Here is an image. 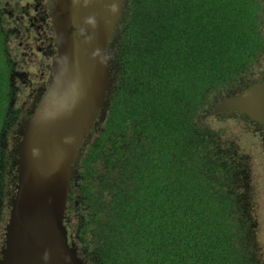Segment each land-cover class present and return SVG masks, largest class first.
<instances>
[{"label":"trees","instance_id":"16d2710c","mask_svg":"<svg viewBox=\"0 0 264 264\" xmlns=\"http://www.w3.org/2000/svg\"><path fill=\"white\" fill-rule=\"evenodd\" d=\"M262 10L264 0H123L115 79L64 220L85 264H262L258 151L235 154L249 122L227 119L232 134L201 117L213 96L261 79ZM3 37L0 28V201L12 160L3 130L17 128Z\"/></svg>","mask_w":264,"mask_h":264},{"label":"water","instance_id":"95a60500","mask_svg":"<svg viewBox=\"0 0 264 264\" xmlns=\"http://www.w3.org/2000/svg\"><path fill=\"white\" fill-rule=\"evenodd\" d=\"M122 3L47 0L56 53L45 92L16 143L17 181L3 225L0 264H83L63 218L84 139L105 115L114 78L108 47ZM214 110H236L264 126V72Z\"/></svg>","mask_w":264,"mask_h":264},{"label":"flooded vegetation","instance_id":"af4514ba","mask_svg":"<svg viewBox=\"0 0 264 264\" xmlns=\"http://www.w3.org/2000/svg\"><path fill=\"white\" fill-rule=\"evenodd\" d=\"M13 3L8 6L3 7V11L8 17V26L4 28L1 25L2 20L0 18V28L4 34V46L6 47V57L10 69V91L8 108L13 111L12 123L11 125L17 126V128H9L3 130V134L8 137L4 138L2 144L4 145L3 152H6L8 157H11V167L6 174L5 182L7 186V199L0 201V214H5L9 207V199L14 192V185L16 182V173L14 171L16 165H14V159L17 158L16 143L21 138L23 133V124L26 119L31 115V111L37 105L39 99L43 96L46 88V79L49 73V65L52 57L56 53V47L53 43V38L48 33L51 26L50 19L47 13V0H12ZM7 25V22H6ZM7 30V34L5 31ZM115 40L113 41V46L109 48L112 51L113 57V76L117 71L116 58L117 54L115 50L117 49L118 38L120 31L116 28L115 30ZM9 41H15L14 43L19 48L18 60H15L12 51H8L7 45ZM10 50V49H9ZM14 53V52H13ZM38 57V58H37ZM27 59L31 63V67H34V71H30L29 63L25 62V67L20 69V62L23 59ZM16 64H19L17 72L12 77V72L15 70ZM262 66V65H261ZM115 77L113 78L112 85ZM236 90L230 91L225 90L224 94H219L212 98V101L207 105V113L211 114L213 112V107L216 102L223 99V95L226 93H233ZM13 104V107L10 106ZM216 115L227 116V112H217ZM98 125V124H97ZM96 125V126H97ZM99 129V128H96ZM91 134H89L90 136ZM88 136V137H89ZM261 140H255L256 147L259 145V151L255 156H259L262 163H264V136L260 137ZM241 156L247 157L246 153H240ZM264 181V174L260 173ZM75 173L73 175V178ZM247 177L252 180L250 170L248 167ZM264 195V194H263ZM264 204V200H263ZM264 231V215L262 218ZM70 242H73L71 234L69 235ZM264 240V239H263ZM2 239H0V245ZM261 247L263 248L262 254L264 255V243ZM264 264V258L262 260Z\"/></svg>","mask_w":264,"mask_h":264},{"label":"clouds","instance_id":"9594fccd","mask_svg":"<svg viewBox=\"0 0 264 264\" xmlns=\"http://www.w3.org/2000/svg\"><path fill=\"white\" fill-rule=\"evenodd\" d=\"M121 12H122V9H121ZM120 18V17H119ZM119 20V19H118ZM118 23V22H117ZM117 26V25H116ZM116 26H115V29H114V33H115V30H116ZM115 40V39H114ZM113 40V41H114ZM108 49H109V47H108ZM18 67L19 66H17L16 65V68H15V70L12 72V77L15 75V72H17V70H18ZM9 69V68H8ZM263 74V73H262ZM10 77H11V74H10V69H9V83H10ZM113 86V85H112ZM9 90L7 89V92H8ZM233 94H235V92H233L232 94L231 93H226V95H223V99H226V98H228V97H230L231 95H233ZM110 97V95L108 96V98ZM213 97H216V96H213ZM8 98H9V92H8ZM223 99H221V100H223ZM221 100H219V101H217L216 102V104L218 103V102H220ZM212 101V99H209V102L206 104V107H204L202 110H203V113L201 114V117H203V118H205L207 115L206 114H208L209 115V117H211V116H213V118H215V119H218V120H220V122L221 123H223V122H225V121H228L227 119H229V120H231V119H233V118H236L237 120H241L242 122H244V121H248L249 122V129L247 130L248 132L247 133H244V134H242L243 136H244V142L246 143V144H249L250 146L254 143L255 144V140H257V141H260L261 140V138L260 137H262V136H264V130H263V128H264V126L261 124V123H259V122H257L256 120H250L249 118H247V117H245L242 113H240V112H238V111H236V110H234V111H231V110H225V111H221V113H225V112H227V116H224V115H216L215 113H217V111H215L214 110V108H215V106H216V104H215V106L213 107V112L211 113V114H209V113H207V105L210 103ZM104 119V118H103ZM244 121H243V120ZM102 121V120H101ZM100 122V121H99ZM99 122H97V124L99 123ZM209 122V121H208ZM96 124V125H97ZM211 124V123H210ZM203 126L204 127H206L208 130H210V131H212V129H214V128H210L209 127V125H206V123L205 122H203ZM93 127V126H92ZM227 131H229V130H227ZM230 132V131H229ZM247 134H250V138H247L246 137V135ZM89 135V133L87 134V136ZM86 136V137H87ZM86 137H85V139H86ZM84 139V144H85V142H86V140ZM81 153H82V150H81ZM240 153H243V152H241L240 151V149L238 148V147H236L235 148V154L236 155H238V154H240ZM81 155V154H80ZM79 158H80V156H79ZM79 161V160H78ZM15 165V164H14ZM78 163H77V166L75 167V171H74V173H75V178H72L71 179V191H72V187L73 186H75V190H77L78 191V183H80V179L79 178H77L78 177V175H79V172L77 171L78 170ZM80 177V176H79ZM16 181H17V174H16ZM16 183V182H15ZM74 190V191H75ZM70 191V192H71ZM70 194V193H69ZM76 194H74V196H75ZM69 198V197H68ZM68 198H67V201H66V205H67V207H68ZM77 201H76V199H74V203H76ZM67 207H66V209H67ZM8 209H9V207H8ZM7 209V210H8ZM66 209H65V212H64V218H63V222H64V220H66ZM7 216H8V212H7ZM7 216H6V220H7ZM6 220H5V222H6ZM4 222V223H5ZM64 225L66 226V224H65V222H64ZM66 229H67V227H66ZM3 232V231H2ZM67 235H68V241H69V243H71L73 246H74V248H75V250H76V253L78 254V256H80L79 255V253H78V251H77V247H76V244H75V242L73 241V242H70V239H69V235H70V232L68 231V229H67ZM2 236H3V234H2ZM81 258V257H80ZM81 260H82V262H83V264H85L84 263V261H83V259L81 258Z\"/></svg>","mask_w":264,"mask_h":264},{"label":"rangeland","instance_id":"374dc122","mask_svg":"<svg viewBox=\"0 0 264 264\" xmlns=\"http://www.w3.org/2000/svg\"><path fill=\"white\" fill-rule=\"evenodd\" d=\"M13 3V1L12 0H0V18H1V20H2V23H1V25L2 26H4V28L6 27V26H8L9 24H8V17L6 16V14L4 13V11H3V7L4 6H8V5H11ZM261 19H260V21L262 20V19H264V10H262V12L260 13V16H259ZM6 22H7V25H6ZM260 25H262L261 23H260ZM5 33L7 34V30L5 31ZM15 41H9V43H8V45H7V48H8V51H12L11 53L12 54H14V58H15V60H18V57H19V55H17V54H15V53H19V48H18V46L14 43ZM10 49V50H9ZM14 52V53H13ZM18 56V57H17ZM38 58V57H37ZM23 59V58H22ZM263 63L262 64H264V55H263V57L260 59ZM25 62H28L29 64L27 65V66H30L29 68H27V67H25ZM17 66H20V69L21 68H27V69H30V71H34V67H31V63L29 62V61H27V59H26V61H25V59H23L22 60V62H20V65L19 64H16ZM15 68H16V66H15ZM14 71V70H13ZM10 106H12L13 107V104L12 105H10ZM208 125H209V127L212 129V128H214V129H217V128H220V127H228L227 128V130H229L230 131V133H232V134H235V133H237L238 132V128L236 127V125H234V124H232L231 122H228V121H225V122H223V123H214V125H212V124H210L209 122H208ZM240 136H241V140H240V146H238L239 147V149H240V151L241 152H243V153H246L247 154V152H248V150L249 149H253L254 151H259L258 149H259V145H257V147H256V144H252L251 146L249 145V144H246L245 142H244V136L240 133ZM246 137L247 138H250V134H247L246 135ZM91 142H92V139H91ZM251 161H252V168L254 169V170H257L258 172H260V173H262V174H264V163H262V161H261V159H260V157L259 156H255L254 158H252L251 159ZM82 170V166L81 165H79V167H78V172H80ZM77 178H79V175H78V177ZM80 179V178H79ZM257 186H260L261 187V190H260V194L261 195H263L264 194V181L261 183V184H259V185H257ZM82 193V192H81ZM84 197H86V196H84ZM262 199L264 200V195H263V197H262ZM80 208H86V207H83V206H80L78 209H76V212L77 211H79V209ZM74 212H75V209H74ZM6 213V212H5ZM78 214H81V213H78ZM2 214H0V216H1ZM3 220H2V223L0 222V239H2V231H3V225H4V220L6 219V218H2ZM262 236H263V239H264V231H262ZM262 250H263V248H262Z\"/></svg>","mask_w":264,"mask_h":264}]
</instances>
